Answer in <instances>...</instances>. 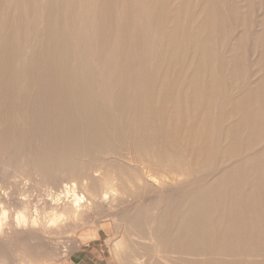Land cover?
Here are the masks:
<instances>
[{
    "label": "bare ground",
    "instance_id": "1",
    "mask_svg": "<svg viewBox=\"0 0 264 264\" xmlns=\"http://www.w3.org/2000/svg\"><path fill=\"white\" fill-rule=\"evenodd\" d=\"M13 175L77 182L85 212L151 195L125 222L131 263L264 264V0H0V184Z\"/></svg>",
    "mask_w": 264,
    "mask_h": 264
},
{
    "label": "rangeland",
    "instance_id": "2",
    "mask_svg": "<svg viewBox=\"0 0 264 264\" xmlns=\"http://www.w3.org/2000/svg\"><path fill=\"white\" fill-rule=\"evenodd\" d=\"M114 181H116L118 183L117 179L113 180V183L116 184V182H114ZM32 182H33L32 183V189L39 192L41 189L38 188L37 185H35L34 181H32ZM116 198L114 200H117V201L113 202V200H112L109 203L101 204L102 207H100L98 205V206H94L93 210H92V208L91 209L89 208V209H87V212H85L86 210L81 212L82 214H80V222H78V223L70 222L67 225H65L67 227L62 226L63 228L62 227L61 228L64 231L62 229H61L62 231H56V233H54V235L52 234V236H53L52 238H51V236H48V235L46 237L45 234L43 235L41 232H35V235L31 236V235H28L22 231L21 232L15 231V233H13L10 236L11 238H13L14 241L10 240L11 239L10 237L8 239V241H10V242H7V240H5L3 251H2V253H0L1 254L0 256H2V257L7 256L6 257L7 259L9 257L10 262L8 261V264H11V263L12 264H19L18 263V262H20L19 260L16 261V260L12 259L13 256L15 255L14 253H16L13 251H15L17 249V247H15L14 250H13L14 247H10L11 244H13V245L17 244L18 249H19V246H20V249H23L25 247L28 249V250L27 249L21 250V251H24L23 253L20 252V250H18V249L16 250L17 252H20L19 253L20 255L24 254L23 256L20 257V260H23L24 264H69L70 253L73 250H75L76 248H78L84 242H88L89 240L93 239V237L97 233H99L101 239L98 240V244L102 245V247L105 251V255L109 258L110 264H125L126 262H128L127 264H130L131 259H129L130 258L129 255H126V254H129L130 249H127V248H128V246H129V248L134 246L133 239L137 238V236L134 235L133 234L134 232L128 228L129 226L128 227L126 226V223H127L126 221H129L134 215L137 214L136 212L141 210L140 208H142L144 206V202H152V201H154V198L149 194L137 192V191H132L129 195L128 194L124 195V198L121 197L122 200L119 199L120 197H118L119 200ZM121 201H122V203H121ZM11 205H16L17 207H19L21 204L20 203L16 204V203L10 202L9 206H11ZM119 205H120V207H119ZM111 206H113V208ZM114 206H116V207H114ZM111 208H112V210H111ZM138 208H139V210H137ZM124 209H125V211H124ZM119 221H120V223L117 225V223ZM122 222H124V223L126 222V223L124 224ZM125 226L128 228V230L125 229ZM65 228H67V229H65ZM122 228H123V230H122ZM129 230L132 233H130ZM123 231H124V233H123ZM69 233H71L72 235L69 236ZM128 233H129V235H128ZM119 236H120V238H119ZM130 236H133L134 238L129 239ZM14 238L17 239L18 241L15 240ZM114 238H116V239L114 240ZM51 240L54 243L53 246L54 247L57 246L58 248L55 247L56 249L54 248V250H53L52 249L53 247L48 246L49 247L48 248L45 246L46 245L45 241L51 242ZM117 240H118V243H115V242H117ZM121 240H122V242H121ZM11 241L16 242V243H13ZM128 241H130V242L133 241L132 245ZM146 241H147V243H146ZM18 242L20 244L24 245V247L22 246V248H21V245H19ZM154 242L155 241L151 242L150 240H145L144 244H141V245L139 244V245L143 246V248H146V246L151 245L150 243H152V245H154ZM137 247H139V246H137ZM116 248H117V250H116ZM10 249H11V251H10ZM113 249L116 250V252L120 251L119 257L121 259L123 258L124 261H122L119 257H117L118 255H116V252H114ZM120 249L124 250L123 251L124 253H122V250H120ZM125 249L128 250V251L126 250L127 253L125 252ZM25 251H30V253L32 252V255L34 254L35 256L34 255L32 256L29 252L25 253ZM56 251H58V253ZM11 252H13V254ZM49 252H50V254H49ZM54 252H56V254H54ZM11 254L13 256H11ZM57 254L58 255L60 254L59 255L60 257ZM14 258H16V256ZM131 264H135V263H131Z\"/></svg>",
    "mask_w": 264,
    "mask_h": 264
},
{
    "label": "clouds",
    "instance_id": "3",
    "mask_svg": "<svg viewBox=\"0 0 264 264\" xmlns=\"http://www.w3.org/2000/svg\"><path fill=\"white\" fill-rule=\"evenodd\" d=\"M32 183L30 177L13 175L12 184L7 187L0 184V238L10 237L15 231L29 229L40 230L43 235L51 229L60 231L62 226L70 222H80V213L92 204L75 181L65 182L60 188L41 186L39 192L32 189ZM13 185H19L21 189L16 193V199L22 202L19 207L9 206L8 203L16 189ZM118 196V190L113 189L105 192L103 199L107 201ZM65 204H70L75 210L71 218L61 210V206ZM15 255L20 260L19 252ZM6 261V257L0 256V264H6ZM20 264H24L23 260H20Z\"/></svg>",
    "mask_w": 264,
    "mask_h": 264
},
{
    "label": "crops",
    "instance_id": "4",
    "mask_svg": "<svg viewBox=\"0 0 264 264\" xmlns=\"http://www.w3.org/2000/svg\"><path fill=\"white\" fill-rule=\"evenodd\" d=\"M100 234L84 242L69 255V264H110L109 258L101 244H98Z\"/></svg>",
    "mask_w": 264,
    "mask_h": 264
}]
</instances>
